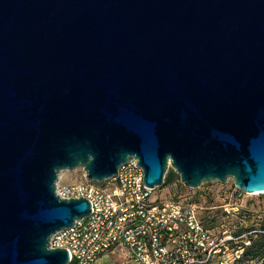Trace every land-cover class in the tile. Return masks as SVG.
Here are the masks:
<instances>
[{"label":"water","instance_id":"obj_1","mask_svg":"<svg viewBox=\"0 0 264 264\" xmlns=\"http://www.w3.org/2000/svg\"><path fill=\"white\" fill-rule=\"evenodd\" d=\"M133 157L264 193V0H0V264H69L60 173Z\"/></svg>","mask_w":264,"mask_h":264},{"label":"built area","instance_id":"obj_2","mask_svg":"<svg viewBox=\"0 0 264 264\" xmlns=\"http://www.w3.org/2000/svg\"><path fill=\"white\" fill-rule=\"evenodd\" d=\"M138 163L131 158L118 176L102 183L63 184L60 173L56 194L86 198L91 204L88 216L50 238L51 247L68 250L69 264H94L115 249L125 252L131 264H264V258L247 255L251 232H216L204 222L196 202L167 197L152 201L158 187L145 184Z\"/></svg>","mask_w":264,"mask_h":264},{"label":"rangeland","instance_id":"obj_3","mask_svg":"<svg viewBox=\"0 0 264 264\" xmlns=\"http://www.w3.org/2000/svg\"><path fill=\"white\" fill-rule=\"evenodd\" d=\"M86 180L82 168L66 170L62 173L63 184H78ZM174 188L170 184H164L152 192L150 199L156 201L166 197L171 198L176 192L191 197L194 202L202 206V217L217 218L213 227L216 232L233 231L237 226L264 227V193H246L235 186L232 178H228L224 183L220 181L203 183L199 188H189L184 185ZM94 264L131 263L125 252L115 249Z\"/></svg>","mask_w":264,"mask_h":264},{"label":"trees","instance_id":"obj_4","mask_svg":"<svg viewBox=\"0 0 264 264\" xmlns=\"http://www.w3.org/2000/svg\"><path fill=\"white\" fill-rule=\"evenodd\" d=\"M164 184H170L174 189H177L178 186L183 185L180 182V177L179 175L173 170L170 169L167 172V175L165 177V183ZM171 199L175 200H180L184 202H194L191 197H185L184 195L176 192L173 194ZM204 222L207 223V226L209 228H213L215 221L217 218L215 216H207V217H202ZM210 224V225H209ZM235 235H241L243 233L251 232L249 235L251 239V246L248 249L247 255L250 258H264V227L262 228H256V227H247V228H242L241 226H237L235 229L232 231Z\"/></svg>","mask_w":264,"mask_h":264},{"label":"bare ground","instance_id":"obj_5","mask_svg":"<svg viewBox=\"0 0 264 264\" xmlns=\"http://www.w3.org/2000/svg\"><path fill=\"white\" fill-rule=\"evenodd\" d=\"M255 194V193H254Z\"/></svg>","mask_w":264,"mask_h":264}]
</instances>
